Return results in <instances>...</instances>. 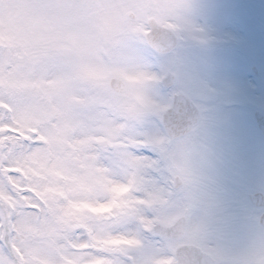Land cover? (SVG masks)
I'll list each match as a JSON object with an SVG mask.
<instances>
[{
  "label": "rangeland",
  "instance_id": "374dc122",
  "mask_svg": "<svg viewBox=\"0 0 264 264\" xmlns=\"http://www.w3.org/2000/svg\"><path fill=\"white\" fill-rule=\"evenodd\" d=\"M148 17L173 51L146 45ZM177 90L201 119L171 141L160 116ZM255 109L264 0H0V264H170L182 242L264 264L246 197L264 193ZM183 213V238L152 232Z\"/></svg>",
  "mask_w": 264,
  "mask_h": 264
},
{
  "label": "water",
  "instance_id": "95a60500",
  "mask_svg": "<svg viewBox=\"0 0 264 264\" xmlns=\"http://www.w3.org/2000/svg\"><path fill=\"white\" fill-rule=\"evenodd\" d=\"M148 24L150 25V30L147 32L146 38L152 47L161 52H168L176 46L177 39L170 30L157 25L152 19L148 20ZM173 80L174 75L168 72L163 78V84L170 86ZM109 84L116 92H123L125 90L124 82L117 77H112ZM254 116L264 137V115L260 111H255ZM198 119L199 112L197 108L182 92L173 95L170 107L162 114V121L170 138L189 132ZM175 179V186H178L180 180L178 177ZM249 198L257 206L264 205V195L261 192L251 193L249 194ZM259 220L264 225V213L261 214ZM153 229L159 234L168 237L181 236L184 234L185 218L184 216H180L170 225L155 224L153 225ZM174 253L176 259L172 264H214V261L195 245H180L175 249Z\"/></svg>",
  "mask_w": 264,
  "mask_h": 264
}]
</instances>
